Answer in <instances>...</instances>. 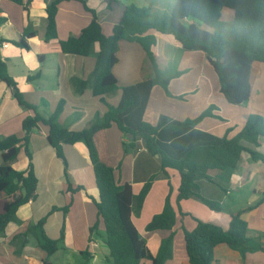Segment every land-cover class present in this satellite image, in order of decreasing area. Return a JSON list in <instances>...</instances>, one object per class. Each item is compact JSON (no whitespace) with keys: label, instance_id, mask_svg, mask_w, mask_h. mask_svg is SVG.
Wrapping results in <instances>:
<instances>
[{"label":"crops","instance_id":"0c3cea01","mask_svg":"<svg viewBox=\"0 0 264 264\" xmlns=\"http://www.w3.org/2000/svg\"><path fill=\"white\" fill-rule=\"evenodd\" d=\"M51 1L32 0L27 12L22 5L0 0V18H5L0 26V39L8 45L1 46L0 56L7 61L9 74L15 79L24 99L35 106L42 117H50L62 104L59 124L69 130L79 131L87 127L97 115L107 111L101 98L93 95L91 82L83 92L77 91L78 81L91 79L99 46L95 44L89 56H78L63 53L59 43L78 35L91 23L93 16L81 1L61 2L55 19L57 38L46 42V8ZM85 1L86 6L98 14L102 32L106 36L113 34L114 25L124 6L135 5L153 14L169 12L176 2ZM227 19H233V11L228 13ZM29 33L31 36L27 37ZM149 34L156 36L152 50L164 74L167 77L176 73L179 75L171 78L169 83L172 97L167 96L160 86L152 89L144 115L147 122L157 124L161 115L176 120L193 119L214 105L216 109L213 113L220 118L207 117L197 128L218 137L227 133L228 137H233L241 131L249 115L264 118V63H257L253 68L249 101L242 105H231L221 94L219 79L215 77L214 70L209 69L204 53L183 50L170 34L154 30L149 31ZM23 37L29 48L15 44ZM117 58L113 74L119 89L106 97V102L113 106L119 104L122 87L138 83L153 73L144 48L137 42L120 41ZM31 76L35 78L29 80ZM225 110L226 113H223ZM32 115V110L23 109L13 97L11 89L0 80V140L10 135L22 138V122ZM48 132V126L41 124L29 138L27 149L31 159L25 147H22L17 158L11 162L15 170L25 172L32 164L37 189L35 198L19 207L15 220L0 236V264H84L82 253L85 251L89 253V264H113L104 242L103 223H99V234L90 235V228L98 221L94 200H99V191L87 146L84 142L63 145L67 162L65 172L63 160L57 157L55 149L47 140ZM94 141L100 160L114 169L116 182L129 184L134 195L139 194L146 182L156 175L141 212L132 215L135 227L146 240L153 256L158 253L162 239L168 233H149L145 227L155 215L162 212L169 195L176 212V222L172 258L165 264H190L187 261L184 228L192 231L197 225L196 219L213 222L226 229L231 214L242 211V218L248 225V235L264 246V163L253 161L248 152L242 154L230 180L217 179L220 185L205 178L198 181L200 194L219 203L221 211H216L196 196L178 203V172L171 168L163 172L160 156L149 154L143 146L125 153L124 143L127 139L117 125L97 132ZM243 145L264 153L263 137L259 138L258 146L246 141H243ZM68 182L73 188L82 189L70 192L67 190ZM53 208L56 210L52 211ZM65 208L67 211H64ZM43 218L46 219L43 229L50 239L59 240L64 232V237L58 243L59 249L52 255L40 247L36 235L28 233L24 236L29 225ZM140 264L152 262L144 259ZM213 264H264V251L241 255L225 245L217 246Z\"/></svg>","mask_w":264,"mask_h":264},{"label":"trees","instance_id":"16d2710c","mask_svg":"<svg viewBox=\"0 0 264 264\" xmlns=\"http://www.w3.org/2000/svg\"><path fill=\"white\" fill-rule=\"evenodd\" d=\"M10 1L22 5L28 12L32 0ZM63 1L69 0H52L47 4L46 42L57 38L55 19L59 4ZM78 1L92 14V21L78 35L60 41L59 45L63 53L78 56H89L93 46H99L91 79L78 81L77 91L83 92L91 82L93 95L101 98L107 111L103 115H97L87 127L79 131L69 130L59 124L62 104L50 117H42L35 106L24 99L15 79L9 74L7 61L0 56V80L11 89L13 97L23 109L33 112L32 116L26 117L22 122V138L10 135L0 140V236L4 235L8 225L15 220L19 207L36 196L37 178L32 164L25 172L15 170L11 162L17 158L22 147H25L31 159V153L27 149L29 138L42 124L49 128L47 140L55 149L57 157L63 160L65 172L67 162L63 145L84 142L87 146L99 191V200H94L98 221L90 228V235L99 234V223L102 222L104 242L112 263L140 264L147 259L152 264H165L172 258L176 222V212L169 195L162 212L155 215L145 227L149 233H168L162 239L158 253L153 256L146 240L135 227L132 215L141 212L156 175L146 182L139 194L134 195L131 186L127 183L118 184L114 169L100 160L94 136L113 124L117 125L127 139L124 143L125 153L143 146L149 154L160 156L163 172L166 173L167 168L178 172V203L196 196L210 209L221 211L219 203L200 194L198 181L205 178L220 185L218 180H230L244 152H248L253 161L264 163V153L243 145V141L259 145V138H264V118L249 115L241 131L233 137H228V133L218 137L197 128L207 117L220 118L213 113L216 109L214 105L193 119L176 120L161 115L157 124L147 122L144 115L152 89L160 86L167 96L172 97L169 83L171 78L179 75L176 73L167 77L164 74L152 50L156 44V36L149 34V31L170 34L183 50L204 53L219 79L220 92L225 100L231 105H242L249 101L252 94L251 80L255 64L264 63V0H176L169 12L153 14L148 9L127 5L122 8L110 36L103 34L96 11L88 8L85 0ZM225 8L233 11L231 22L221 20ZM4 22L5 18H0V26ZM29 36L31 33L27 34ZM122 40L137 42L144 48L153 73L138 83L122 87L119 104L113 106L106 102V97L119 89L113 67L118 62L117 53ZM2 43L3 40L0 39V48ZM15 44L29 48L24 37ZM35 77L31 76L29 80ZM129 134L132 135L131 139L127 137ZM80 189L82 187L73 188L68 182L67 190L70 192ZM54 210L56 208L52 209ZM45 220L43 218L36 224L29 225L24 236L28 233L36 235L40 247L52 255L59 249L58 243L64 237V232L62 231L59 240L50 239L43 229ZM196 221L197 225L192 231L184 228L187 261L190 264H213L215 248L221 245L236 250L241 255L264 251L263 244L248 235V225L242 218V211L231 214L226 229L213 222ZM82 254L84 264H89V253L85 251Z\"/></svg>","mask_w":264,"mask_h":264},{"label":"rangeland","instance_id":"374dc122","mask_svg":"<svg viewBox=\"0 0 264 264\" xmlns=\"http://www.w3.org/2000/svg\"><path fill=\"white\" fill-rule=\"evenodd\" d=\"M229 12H231L232 13V11L231 10H229V9H224L223 11H222V21H224V22H231L232 21V19H227L228 18V13ZM209 69L211 70V71H213V69L209 66ZM213 73H214V71H213ZM214 75H215V77H217L216 76V74L214 73ZM233 107H236V106H233ZM223 113H226V110L223 112Z\"/></svg>","mask_w":264,"mask_h":264},{"label":"built area","instance_id":"2783aa9c","mask_svg":"<svg viewBox=\"0 0 264 264\" xmlns=\"http://www.w3.org/2000/svg\"><path fill=\"white\" fill-rule=\"evenodd\" d=\"M1 46H3V47H6V46H8L7 44H5V43H2V45Z\"/></svg>","mask_w":264,"mask_h":264},{"label":"water","instance_id":"95a60500","mask_svg":"<svg viewBox=\"0 0 264 264\" xmlns=\"http://www.w3.org/2000/svg\"><path fill=\"white\" fill-rule=\"evenodd\" d=\"M127 137H128L129 139H131V138H132V135L129 134Z\"/></svg>","mask_w":264,"mask_h":264}]
</instances>
